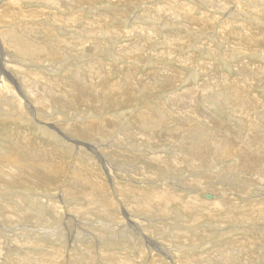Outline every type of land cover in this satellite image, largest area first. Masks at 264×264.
Listing matches in <instances>:
<instances>
[{
  "label": "rangeland",
  "instance_id": "rangeland-1",
  "mask_svg": "<svg viewBox=\"0 0 264 264\" xmlns=\"http://www.w3.org/2000/svg\"><path fill=\"white\" fill-rule=\"evenodd\" d=\"M52 2L51 0H0V81L6 85V90L0 88V182L4 173H8L11 177L25 174L12 173V161H9L16 158L24 162L26 169L30 170V167H34L36 171L41 172V176L42 172L44 173L43 177L37 178V181L51 182L50 189L25 186L17 188L16 191L10 185L0 183V187L2 186L0 208L6 209L5 215L11 213L12 207L16 209V205L20 211H23L24 207H29V214L32 215L31 221L0 219L2 246L0 249L3 251L1 253L0 250V264L17 263V259L28 255L37 257L44 252L41 245L62 249L64 259L58 263L67 264V257L75 244L82 249L75 255L79 261H75L74 264H86L85 257H89L92 264H111L112 261H108L109 257L101 255L100 250L97 249L99 247L95 246L94 242L92 246H87L78 237L75 241L70 240L68 230L76 236L74 230L81 232L82 226L85 230H89L90 234L102 238L107 233L106 225L115 217L122 225L130 223L129 219H131L134 220L132 227L144 223L154 229L145 236L146 240L152 239V243L149 241L137 243L134 236L132 243L127 238L117 239L122 248L112 249L118 255L128 254L132 258H137V264H150L153 262V257L162 260L164 264H179L178 259L167 252L171 249L166 246L167 243L165 244L168 236L163 238L161 235L167 232L170 234L175 226L191 230L201 226L204 228L196 230L204 233L205 236L187 255L188 258L205 257L218 252V262H225L226 258L235 257L237 259L233 264H264V232L261 229L262 227L264 230V222L261 221L260 216L251 215L254 221L245 222L239 219L237 223L226 225H222L217 219L207 218L193 224L189 223L188 215L183 212L182 204L179 202L198 197V203L203 201L215 203L217 200L221 201V193L224 191L222 188L235 190V187L244 186L242 176L246 171L236 169L223 174V169L227 167L233 169L239 167L241 156L225 160L219 165L213 163L215 161L212 159V162L209 161L210 164L208 163L201 171H193L182 165L161 168L148 160L160 158L172 160L177 157L181 153L180 146L183 144L172 145L173 141L169 143L161 141L166 135V138L168 136L175 138L176 132L169 134L165 130L162 133L164 126H159L161 130L154 128L151 135L157 140L155 143L147 142L148 140L143 142L136 137L139 134L136 121L140 118L147 119L148 114L149 119L151 118L150 123L154 125L173 119L176 123L172 126L174 129L178 127V121L187 123L188 120V126H192L193 122H202L211 136L230 137V140H233L232 135H226L224 128L230 127L232 134H239L240 130H235V127H240L244 121L250 122L255 117L262 116L264 113V0H56L55 2L52 0ZM235 10L240 15L234 14ZM7 34L20 36L18 38L23 39L24 43L28 42L34 47L42 46L44 53L41 58L33 60L31 56L20 55L16 50H11L2 40L3 35ZM26 44H18V47ZM28 44L27 47L32 46ZM182 59L186 60L183 65ZM21 70L27 73L22 74ZM21 76H25L26 81L35 80L31 85L35 84L37 89L32 90L30 94L24 87V83L29 82L21 83ZM33 76L38 77L34 79ZM210 80L211 88L207 84ZM44 89L54 90L56 94L48 93L54 98L56 96L63 98L62 95H66L65 99L75 98L74 105L63 108V104H56L52 100L43 109H38L42 114L39 115L32 96L45 95L49 90ZM211 93H213L211 97L205 98V95ZM218 95L224 97L216 104L213 97ZM244 95L247 98L253 97L256 102L252 103L250 114L246 113L245 109L235 110L233 105H227L228 107L224 105L230 96ZM145 96L148 98L145 99ZM109 103L114 108L108 109ZM92 125L96 127L95 132L86 134L85 129ZM41 126L53 131V137L56 139L51 134H46L45 131L44 133ZM184 136L185 134H182L175 139H180L184 143L186 139L181 138ZM231 144V149L241 148L235 140ZM37 152L40 153L39 156ZM34 154L36 158L40 157V161L34 159ZM113 154L118 157L113 159L111 157ZM258 160L264 162V157ZM43 167L55 169V172L57 171V174L54 172L55 178H47ZM80 170L84 172L80 173ZM74 171L75 175L78 172L77 175L84 178L98 175L105 186L104 193L99 192L100 186H90L97 185L98 181L93 183L89 179L86 185L79 182L76 184L73 182V185H80L81 191H85L90 199L100 203L89 205L88 199L80 195L75 196L73 203L63 202L62 199L70 201L64 189L68 184L71 185ZM84 173L88 176H84ZM199 181H202L203 188L197 187L196 183ZM125 187L137 188V191L146 189L149 192L169 190L179 197V201L168 205L167 215L141 216L139 215L141 212L137 214L135 210L129 208L131 202L125 195ZM212 187L217 189L211 190ZM219 188L221 190L217 191ZM250 188L252 190L249 191L248 196L254 199L241 198L233 194L234 191L229 195L233 198L232 202H235V199L243 206L247 202L263 201L264 183H252ZM41 194H45L47 198L41 197ZM30 195H38V200H34L36 204L30 200ZM206 195H213L215 198L207 200ZM253 195H260V198ZM105 197L114 201L117 208L105 204L103 202ZM53 204L61 210L57 213L59 218L50 207ZM75 204L80 207L85 206L89 211L91 215L87 220H82L76 212L71 211ZM210 207L215 209L214 205L208 206L209 213L212 211ZM76 209L79 210V207ZM134 216L139 219H134ZM215 216L221 218L222 214L217 213ZM44 221L48 226L43 223ZM84 221H89L86 226ZM76 222L79 227H74L73 230L72 225ZM173 222L175 225L171 226ZM183 222L186 226L181 225ZM53 224L56 228H53ZM65 226L67 228L60 230ZM82 233L83 237L84 230ZM61 234L67 238L65 242L57 239ZM46 236H50L52 241L58 240L60 244L54 242L47 244L48 242L43 238ZM189 238L190 235L184 237L188 239L187 242ZM234 240H238L234 247L228 252L221 251ZM245 240L248 248L242 253H235L236 247ZM32 242L34 244L30 245ZM159 243L166 248V250L162 249L165 255L160 253ZM252 243L254 247L249 248ZM131 245H136L140 249L131 252ZM187 245L192 247V243ZM90 248L94 250L90 251ZM139 252L145 255L143 256L142 253L140 255ZM41 264H44V260ZM204 264H212V261H204Z\"/></svg>",
  "mask_w": 264,
  "mask_h": 264
},
{
  "label": "bare ground",
  "instance_id": "bare-ground-1",
  "mask_svg": "<svg viewBox=\"0 0 264 264\" xmlns=\"http://www.w3.org/2000/svg\"><path fill=\"white\" fill-rule=\"evenodd\" d=\"M43 1V0H42ZM45 1V0H44ZM47 1V0H46ZM54 2L56 0H53ZM52 2V0H51ZM161 2V1H160ZM53 3V2H52ZM58 3V2H57ZM74 4V3H73ZM70 6V5H69ZM114 9V8H113ZM225 9V8H224ZM188 10V9H187ZM71 11V10H70ZM169 11V10H168ZM236 15H240V13L235 10V13ZM55 15V14H54ZM1 19V18H0ZM59 22V21H58ZM43 24V23H42ZM74 26V25H73ZM65 27V26H64ZM44 28V27H43ZM24 31V29H22ZM27 31V30H26ZM14 33V32H12ZM34 33V32H33ZM26 34V33H25ZM20 38V36H18ZM17 36H14V35H11V34H7V35H3V39L4 40V43L6 45H8L10 47L11 50H16L18 54L20 55H27L28 56H31L33 57V60L36 59L38 60L39 58H41L42 54L44 53V50H42V46H37V47H34V45L32 44H28V42H25L27 43L28 45H32V46H24L22 45L21 47H18V44L21 45V44H25L23 41V39H19ZM29 37V36H28ZM213 37V36H212ZM24 38V36H23ZM23 40V41H22ZM30 40V38L28 39ZM32 40V39H31ZM35 42V41H34ZM33 42V43H34ZM32 43V42H31ZM61 44V43H60ZM40 45V44H39ZM62 45V44H61ZM75 45V44H74ZM17 46V47H16ZM58 46V45H57ZM79 46V45H78ZM47 47V46H46ZM45 47V48H46ZM72 47V45H71ZM140 48V47H139ZM8 50V49H7ZM135 50V49H134ZM236 50V49H235ZM53 51V50H52ZM209 52V51H208ZM16 54V53H15ZM57 54V53H56ZM239 54V53H238ZM18 55V56H20ZM46 55V54H45ZM51 55V54H50ZM239 56V55H238ZM61 57V56H59ZM139 57V56H138ZM66 58V57H65ZM143 58V57H142ZM177 61V60H176ZM186 62V60H183L181 61L182 65ZM192 63V62H191ZM39 67V66H38ZM33 68V67H32ZM34 69V68H33ZM38 69V68H37ZM23 70V69H22ZM21 70V71H22ZM22 74H26L27 72H21ZM19 74V73H18ZM65 75V74H64ZM16 76V75H15ZM25 77V76H24ZM24 77H20V80L22 81L21 83L23 82H29V83H24L25 84V88L29 90V93L31 94L32 90H35L37 89L33 84L31 85L33 82H35V80L33 81V79H29L28 81H26V78ZM38 76H33V78H37ZM84 77V76H83ZM132 77V76H131ZM32 78V77H31ZM67 78V77H66ZM259 78V77H258ZM74 79V78H73ZM213 79V78H212ZM38 80V79H37ZM79 80V79H78ZM38 82V81H37ZM211 80L207 83L208 84V87L211 88ZM30 85V86H28ZM5 83L3 81H0V88L1 89H5L6 90V87H5ZM9 87V86H8ZM39 87V86H37ZM10 88V87H9ZM23 88V87H22ZM31 88V89H30ZM44 88H47L46 86H44ZM0 89V90H1ZM43 89V88H41ZM70 89V88H69ZM44 90H49V89H44ZM43 90V91H44ZM13 91V90H12ZM73 91V90H72ZM71 92V91H70ZM36 93V91L34 92ZM33 93V95H34ZM41 93V91H40ZM48 93H53V94H56L54 93V90L52 91H48L45 95H34L32 97L34 102H35V106L38 109H43L47 103L49 104V101H55L56 104H63V108L64 107H72L74 105L73 102H75V98L74 100L73 99H70V97H66V99L64 98L66 95H62L61 98H58L56 96V98H54L52 95L48 94ZM65 93V92H64ZM95 93V92H94ZM48 94V95H47ZM68 94V93H67ZM213 93H211L210 95H205V98L206 97H211ZM226 94V93H225ZM247 94V93H245ZM242 95V94H241ZM47 96V98H46ZM70 96V95H69ZM72 96V95H71ZM15 97V96H14ZM60 97V96H59ZM76 97V96H75ZM78 97V96H77ZM76 97V98H77ZM224 95H218V97H213L214 101L216 104L220 103V99L223 98ZM73 98V97H72ZM79 98V97H78ZM148 97L145 96V99H147ZM232 101H231V99ZM244 98V99H243ZM253 98V97H252ZM252 98H247L245 95L244 96H237V97H229V99L227 100V102L224 104L225 106L227 105H233L234 106V109L235 110H243L245 109L246 113H251L252 111L250 110V107L252 105V103H254L255 101L252 99ZM243 99V100H242ZM7 100V99H6ZM19 100V98H18ZM256 100V99H255ZM261 100V99H260ZM1 101V100H0ZM141 101V100H140ZM231 101V102H230ZM30 103V102H29ZM33 103V102H32ZM30 103V104H32ZM105 103V102H104ZM256 103V102H255ZM53 104V103H52ZM110 104V103H109ZM119 104V103H118ZM107 105V104H106ZM13 106V105H12ZM104 106V105H103ZM110 107L112 108L113 105H109L108 109H110ZM228 107V106H227ZM255 108L257 107V105L255 104L254 106ZM114 108V107H113ZM231 108V107H230ZM264 108V107H263ZM18 110V109H17ZM36 110V111H37ZM260 110V109H259ZM262 110V109H261ZM19 111V110H18ZM39 111V110H38ZM264 112V111H263ZM24 113V112H23ZM37 113H40L37 112ZM241 113V112H240ZM248 114V115H249ZM34 115V114H33ZM39 115H42L41 113ZM49 115V114H48ZM204 115V114H203ZM247 115V114H246ZM147 116V115H146ZM263 116V117H262ZM262 116L261 117H255L254 119H252V121L248 122V121H244L242 123V125L240 127H235V130L238 129L240 130L241 133L237 134V133H234L232 134V130L230 129V127H226V126H223V127H226L224 128V132L226 133V135H232V139L235 140L236 142H238L241 146V148H237V149H231L232 147V141L233 140H230L229 138L225 137V138H219L217 136H211L205 126L201 123H197V122H193L191 123L192 126H188V120H187V123L184 122V121H178V127L176 129H174V126L176 123L173 119H171L170 121H167V122H164L162 123L161 122H158V125H154L152 123H150V119H149V114H148V117L147 119H149V121L147 119H138V121H136L137 125H138V131H139V134L136 135L137 138L141 139L143 142L147 141V142H151V143H155L157 140L152 137L151 133L153 132L152 130H161V126H164L165 129H163L161 132L163 133L165 130L167 132H169V134H171L172 132H176V135H175V138H177V136H181L182 134H185L184 137H181L183 139H186L185 141L186 142H182V140H176L175 138L173 137H169L164 138V140H161V141H165L166 143L168 142H174V143H171L172 145H182L180 146V149H181V153H179V155H177V157H175L174 159L172 160H163V159H149L148 161L151 162V164H154V165H157V167H161V168H173L175 166H179V165H182V166H186L187 168L191 169V170H196V171H201L202 168H206L208 163L210 164L209 161L212 162V159L215 161L213 163H215L216 165L218 164H221V162H224L225 160H229L231 158H237L238 156H241L242 157V161L240 163V166L239 167H234L235 169L233 168H230V167H227L225 169H223V174L227 173V172H230V171H234L236 169H242L244 171H246V174H244V176H242L243 178V185L241 188H237L235 187L236 189L235 190H232V189H228L227 187L226 188H222V190L224 189V191H222L221 193V201L218 202H215V203H205L204 201L202 203H198L199 202V199L198 197H191L190 201H179V197L177 195H175L174 193L170 192L169 190H161V191H147L146 189H141L140 191H137L135 189H132V188H127L125 187V195L129 197L128 200H130L131 204L130 203H127L131 205V207H129L130 209H133L137 212V214H139V212H141L139 215H147V214H161V215H167V207L168 205H170V203L174 204V202H181L182 204V210L185 214L188 215V221L189 223H193V224H197L198 222H200L201 220H204L205 218H207L208 220H219L220 223L222 225H226L228 223L232 224V223H237L238 220L240 219L241 221H247L249 222L250 220L251 221H254L255 219L254 218H251L250 216L251 215H257V216H260L261 217V221L264 222V199L263 201H258V202H252L250 199L252 198L251 196H248L250 195V190H252L251 185L252 183H257V182H261V183H264V162H259V158L260 157H264V113H262ZM21 117V116H20ZM39 117V116H38ZM45 117V116H44ZM235 117V116H234ZM250 117V116H248ZM49 118L51 119V117L49 116ZM189 118V117H188ZM187 118V119H188ZM200 118V117H199ZM152 121V120H151ZM49 122V121H48ZM155 123H156V120H155ZM184 123V124H183ZM197 123V124H196ZM214 123V121H213ZM160 126V127H159ZM222 127V128H223ZM41 130H43V132H47L46 134H51L52 137L54 136V132L51 130H48L47 128H45L44 126H41L40 127ZM83 128V127H82ZM155 128V129H154ZM72 129V128H71ZM70 129V130H71ZM81 128H79L80 130ZM85 129V128H84ZM96 130V127L95 126H88L87 129H85V133L88 134V132L91 134V133H94ZM211 130V129H210ZM77 131V130H76ZM151 131V132H150ZM44 132V133H45ZM72 132V131H71ZM74 132V131H73ZM214 132H216L214 130ZM234 132V131H233ZM77 133V132H76ZM224 133V134H225ZM78 134V133H77ZM76 134V135H77ZM222 134V133H221ZM66 134H64L65 136ZM80 135V133H79ZM84 135V134H83ZM215 135V134H214ZM63 136V137H64ZM90 136V135H89ZM54 138V137H53ZM56 139V138H54ZM65 139V138H64ZM136 140V139H135ZM145 140V141H144ZM57 141V140H56ZM73 141V140H72ZM76 141V140H75ZM234 146V145H233ZM238 146V145H236ZM35 148V147H34ZM72 149V148H71ZM82 149V148H81ZM244 149V150H242ZM141 150V149H140ZM146 150V149H145ZM15 151V150H14ZM31 151V150H30ZM35 151V150H33ZM38 151V150H37ZM82 151V150H81ZM167 151V150H166ZM47 152V150H46ZM38 153V156H39V152ZM60 153V152H59ZM31 154V153H29ZM143 154V153H142ZM162 154V153H161ZM33 155V154H32ZM37 155V154H36ZM119 155V154H118ZM136 155V154H135ZM174 155V154H173ZM35 156V154H34ZM37 156H35V160L39 159ZM113 159H116L115 157H118L116 154H113L111 156ZM240 157V158H241ZM2 158V157H1ZM6 158V157H5ZM49 158V157H48ZM159 158V157H158ZM31 160V159H30ZM34 160V161H35ZM108 160V159H107ZM112 160V159H111ZM110 160V161H111ZM9 161V159H8ZM7 161V162H8ZM12 161V173H17V172H23V173H27L28 175H25V174H22V175H13L12 177L8 174V173H4L3 174V177L1 176V182H4L3 184H8L10 185L14 191L17 190V188H23L25 186H30V187H37V188H43V189H50L51 188V182H49V180H43V181H46V182H39L37 181V178H39L41 176V172L39 171H36V168L34 167H30L28 165V167H30V170L27 168L26 169V166L24 164V162H21L19 160V158H16V159H10L9 162ZM40 161V159H39ZM114 161V160H112ZM111 161V162H112ZM130 161V160H129ZM147 161V162H148ZM1 162V161H0ZM37 162V161H36ZM44 162V161H43ZM110 162V163H111ZM146 162V161H145ZM146 162V163H147ZM5 163V162H4ZM149 163V162H148ZM31 164V163H30ZM53 164V163H52ZM79 164V163H78ZM107 164H109L107 162ZM33 165V164H32ZM110 165V164H109ZM43 166V165H42ZM153 166V165H152ZM211 166V165H210ZM213 166V165H212ZM211 166V167H212ZM38 167V166H37ZM49 167V166H48ZM48 167H43L45 169V173L47 175V178L51 179L52 177L55 178V169H51V168H48ZM53 167V166H52ZM77 167V166H76ZM132 167V166H131ZM147 167V166H146ZM222 167V165H221ZM3 168V167H2ZM10 168V167H9ZM64 168V167H63ZM82 168V167H81ZM224 168V167H223ZM40 169V168H39ZM43 169V171H44ZM85 169V168H84ZM134 169V168H133ZM132 169V170H133ZM186 169V168H185ZM208 169V168H207ZM64 170H66L64 168ZM63 170V173L65 172ZM79 170V169H78ZM77 170V171H78ZM205 170V169H204ZM237 170V171H238ZM6 171V170H5ZM10 171V170H9ZM92 171V170H91ZM8 172V171H7ZM57 172V171H56ZM55 172V173H56ZM62 173V171H59ZM79 172V171H78ZM78 172H76L78 174ZM81 172H84L82 170H80V173ZM209 172V171H208ZM95 173V172H94ZM160 173V172H159ZM43 172H42V176L43 177ZM57 174V173H56ZM71 174V173H70ZM69 174V175H70ZM75 175V171H74V174H72V176H74L72 179L73 181H71V185L67 186V188L64 189V192H65V195L70 198V201H66L65 199H62L63 202L66 204L68 202H71L73 203V200L76 199V195H80V196H83L85 198L88 199V204L89 205H95V204H98L100 202L98 201H95V200H92L89 198V194H87L85 191H81V186L80 185H73V182L74 184H76V182H79V183H83V184H88V180L89 181H98V184L97 185H94V184H91L90 186L91 187H98L100 186V193H104V188L105 186L101 183V180L100 178L98 177V175L94 174V176L96 178H93L94 176L91 175V178H84L83 176H78V175ZM85 174V173H84ZM98 174V173H97ZM182 174V172H181ZM213 174V173H212ZM220 174V173H219ZM222 175V174H221ZM57 176V175H56ZM84 176H88V174H85ZM223 176V175H222ZM225 176V175H224ZM237 176L239 177V174L237 173ZM236 177V176H235ZM234 177V178H235ZM99 180H98V179ZM158 178V177H157ZM223 178V177H222ZM237 178V177H236ZM96 179V180H95ZM229 179V178H228ZM53 180V179H52ZM56 180V179H55ZM87 180V181H86ZM222 180V179H221ZM227 180V179H226ZM239 180V179H238ZM42 181V180H41ZM59 181V180H58ZM0 182V183H1ZM60 182V181H59ZM173 182V181H172ZM235 184L237 183L235 180H234ZM58 183V182H57ZM61 183V182H60ZM68 183V182H67ZM96 183V182H95ZM174 183V182H173ZM212 183V182H211ZM55 184V182H54ZM231 184V183H230ZM2 185V184H1ZM40 185H43V186H40ZM58 185V184H57ZM197 187L199 188L200 186H202V181H199L196 183ZM6 186V185H5ZM59 186V185H58ZM57 186V188H59ZM138 186V185H137ZM234 187V185H232ZM2 187V186H1ZM0 187V188H1ZM84 187V186H83ZM82 187V188H83ZM222 187V186H221ZM36 188V189H37ZM124 188V187H123ZM203 188V186H202ZM8 189V188H7ZM98 189V188H97ZM217 187H212L211 190H216ZM257 189V188H256ZM34 190V189H33ZM57 190V189H55ZM93 190V189H92ZM108 190V189H107ZM123 190V189H122ZM123 190V191H124ZM139 190V189H138ZM185 190V189H184ZM210 190V189H209ZM221 189L219 188L217 191H220ZM225 190H230L231 192H227ZM254 190V189H253ZM27 191V190H25ZM30 191V190H29ZM44 191V190H43ZM50 191V190H49ZM111 191V190H110ZM123 191H121L123 193ZM235 191V192H234ZM261 191V189H260ZM28 192V191H27ZM36 192V191H34ZM232 192H234L233 194H237L239 195L241 198H249L251 197L249 200L251 201L250 203L247 202L245 204H243V206L240 205V203H238V201H236L234 199L235 202H232L233 198H230V194H232ZM20 193V192H19ZM108 192H106L107 194ZM119 193V192H118ZM257 193H259L260 195L262 194V192H259L257 191ZM40 194V192H39ZM218 194V193H217ZM42 195V194H41ZM39 195V196H41ZM95 195V194H94ZM120 195V194H118ZM260 195L259 196H256L257 198H260ZM107 196V195H106ZM208 195H206V199L208 200ZM211 196V195H210ZM254 196V195H253ZM254 196V197H255ZM18 197V195H17ZM16 197V199H17ZM38 195L37 196H34V195H30V200L33 201V204H36V202L34 200H38L37 199ZM41 197H44V198H47V196L44 194L42 195ZM78 197V196H77ZM82 197V199H83ZM103 197V196H102ZM212 197V200L215 198V196H211ZM62 198V197H61ZM81 198V197H79ZM205 198V196H204ZM218 198V197H217ZM220 198V197H219ZM122 199V197H121ZM254 199V198H252ZM29 200V199H28ZM27 200V201H28ZM123 201V199H122ZM44 202V201H42ZM103 202L109 206H113L114 205V201H112L111 199L105 197ZM125 202V201H124ZM127 202V201H126ZM14 203V202H13ZM39 203V202H38ZM37 203V205H38ZM256 203V204H255ZM48 204V203H47ZM52 204V203H51ZM16 205V204H15ZM81 205H83L81 203ZM214 205V208L213 209L212 207V211L211 213H209V209H208V206H212ZM25 206V205H24ZM116 207V205H114ZM40 207V205H39ZM43 207V206H42ZM45 207V206H44ZM53 210H54V213L57 214L59 213L61 210L60 208L57 206V205H51L50 206ZM76 207H79V210L76 209ZM88 207V206H87ZM10 208V207H9ZM14 207H12L11 209V213L6 216L5 215V211L6 209L5 208H0V219H5V220H13V219H19L20 221H31V216L29 214V207H24V210L23 211H20L19 207H17V205L15 206L16 209H13ZM46 208V207H45ZM48 208V207H47ZM114 208V207H113ZM117 208V207H116ZM115 208V209H116ZM38 210V209H37ZM44 210V208H43ZM128 210V208H127ZM31 211V210H30ZM42 211V210H41ZM45 211V210H44ZM72 212H76L78 215H79V218H81L82 220H87V218L91 215L89 213L88 210H86L85 206L84 207H80L78 205L75 204L74 206V209L72 208L71 210ZM105 211V210H104ZM132 211V210H131ZM8 212V211H7ZM63 212V210H62ZM101 211H99L100 213ZM117 212V211H116ZM126 212V211H125ZM47 213V212H46ZM217 213H221L222 214V217L221 218H218L217 216H215ZM33 214V213H32ZM61 214V213H60ZM103 214V212H102ZM181 214V213H180ZM177 215V214H176ZM59 216V214H57V217ZM111 216V215H109ZM117 216V215H116ZM183 216V215H182ZM39 217V216H38ZM60 217V216H59ZM58 217V218H59ZM112 217V216H111ZM135 218L134 219H139V217H136L134 216ZM40 218V217H39ZM45 218V217H44ZM129 218V217H128ZM183 218V217H182ZM38 219V218H37ZM43 219V217H42ZM74 219V218H73ZM111 219V218H110ZM59 220V219H58ZM63 220V219H62ZM108 220V219H107ZM185 220V219H184ZM187 220V219H186ZM43 221V220H42ZM49 221H50V218H49ZM57 221V220H55ZM100 221V220H98ZM130 223H126V224H123L118 222L116 220V217L114 219H112V221L106 225V236L105 237H102V238H98L96 237L94 234H90L88 231L89 230H85L82 226L80 227L82 230H84L85 234V238L82 237V230L81 232H78L77 230L75 231L74 230V227H79V225L76 223H74L72 225L73 227V230H74V233L76 236H74L71 231L68 230V233H69V239L70 240H77V237L80 239V240H83L84 243L87 245V246H92V243L94 242L95 243V246L99 247L97 249H99L100 251V254L103 255V256H108L109 259L108 261H112L111 264H137V258H132L130 255L128 254H124V255H118L117 253H115L112 249H121L122 246H120V243L117 239H128L130 241V243L133 242V237L135 236V240L137 241V243L139 242H142V243H145L146 241H149V243H152V239L150 238H147L149 240H146L145 236L147 233H150L153 232L152 229L149 225H144V223L142 225H138L135 227H132L134 225V220H131L129 219ZM147 221V220H146ZM173 221V220H172ZM54 222V221H53ZM52 222V223H53ZM58 222V221H57ZM89 222V221H88ZM87 221H84V226H86V224L88 223ZM137 222V221H136ZM36 223H38L36 221ZM45 223V221L43 222ZM46 223H47V220H46ZM45 223V225H47ZM51 223V222H49ZM51 223V224H52ZM82 223V222H80ZM175 222L172 223L171 226H174ZM188 223V222H187ZM50 224V226H51ZM98 224V223H97ZM147 224V222H146ZM162 224V223H161ZM183 223H181V225H183ZM247 224V223H246ZM29 225V224H28ZM82 225V224H80ZM129 225V226H128ZM48 226V225H47ZM98 226V225H97ZM170 227V224L168 225ZM183 226H186L185 224ZM28 227V226H27ZM33 227V226H31ZM90 227V226H88ZM168 227V228H169ZM199 227V226H198ZM25 228V227H24ZM53 228H56L55 225L53 224ZM63 228H67L66 226L65 227H61V229ZM150 228V230H149ZM184 228V227H183ZM197 228V226H196ZM76 229V228H75ZM204 228L201 226L199 227L198 229L196 230H203ZM262 229V232H264L263 228L261 227ZM45 230V229H44ZM54 230V229H53ZM80 230V229H79ZM93 230V229H92ZM91 230V231H92ZM173 230L172 232H170V234L167 232V233H162L161 235L163 236V238L166 237V235L168 236L167 239H165V244L166 246H168V248H171L169 250H167V252L169 254H171L172 256L176 257V259H178V263L179 264H204V261H212V264H233V261H235V257L232 258V259H228L226 258L225 262H218L217 259H218V252H216L217 254H211L209 256L205 255V257H202V256H199V257H194V258H188L187 255L191 252V250L193 248H196L197 245H198V242L200 239L204 238L205 234L204 233H201V232H197L194 228V230H191V229H188V228H185V229H181L179 227H173ZM257 230V229H256ZM24 232H26L25 229H23ZM27 231H30V230H27ZM49 231V230H48ZM218 231V229H217ZM223 231V230H222ZM241 231V229H240ZM21 232V231H20ZM258 232V230H257ZM31 233V231H30ZM230 233V232H229ZM34 234V233H33ZM87 234V235H86ZM157 234V233H155ZM165 234V236L163 235ZM235 234V233H234ZM29 235V234H28ZM184 235V236H183ZM190 235V238H189V242L188 239H184V237H189ZM233 235V234H232ZM59 237L57 239L59 240H63L64 242L67 240V238L65 236H62L61 235H58ZM99 236V235H98ZM183 236V238H182ZM229 236V235H228ZM218 237V235H217ZM44 238V241L46 239V242H48L47 244L50 245L49 242H54L55 244H60V242L58 240H53L51 239L50 236H46V237H43ZM160 239L162 237H159ZM159 239V240H160ZM151 240V241H150ZM215 240V239H214ZM213 240V241H214ZM249 240V239H248ZM238 240H234L232 241L231 243H229L230 245H226L225 246V249L221 250V251H225V252H228V250L232 247H234V244L237 242ZM89 242V243H88ZM128 242V241H127ZM2 243V242H1ZM188 243H192V247L190 248L189 245H187ZM33 245L34 243H30V245ZM38 244V243H37ZM90 244V245H89ZM158 244V243H157ZM28 245V244H27ZM211 245V244H210ZM39 246V245H38ZM37 246V247H38ZM138 246V244H137ZM0 247L1 244H0ZM40 247V246H39ZM140 247V246H139ZM159 248H161L160 250V253H163L165 251H163L162 249L166 250V248L162 245H160L159 243ZM204 247H207V246H204ZM254 247V244L252 243L251 247L249 248H253ZM107 248V249H106ZM167 248V249H168ZM248 246L246 244V240L244 242H241L237 247V251H235V253H242L245 249H247ZM29 249H31L29 247ZM37 249V248H36ZM41 249L42 251V254H39L37 257H32L30 255L28 256H24V257H21L19 258V260L17 259L16 261H18L17 263H13V264H41L44 260V264H59L63 259H64V252L62 249H59L58 247H53V246H47V245H41ZM82 248H80V246H77V244L73 245L72 249H71V252L69 253V256L67 257L68 261H67V264H74V262H78L79 260L76 258V254L78 252L81 251ZM140 249V248H139ZM136 245H131V248H130V251L131 252H135V251H138L139 250ZM1 250V253L3 252L2 249ZM14 250V249H13ZM19 250V249H18ZM94 249L90 248V251H93ZM235 250V249H234ZM15 251V250H14ZM13 251V252H14ZM0 253V254H1ZM108 253H110V255H108ZM140 255L142 252H139ZM38 254V253H37ZM164 254V253H163ZM142 255L144 256L145 254L142 253ZM155 255V254H154ZM165 255V254H164ZM186 256V257H184ZM165 257V256H164ZM161 258V257H160ZM184 258V260H183ZM250 258V257H249ZM87 263L86 264H92L91 260L89 257H85L84 259ZM165 260V259H164ZM1 261V260H0ZM251 261V260H250ZM59 262V263H58ZM66 263V262H65ZM82 264V263H81ZM140 264V263H139ZM147 264V263H146ZM150 264H164L162 260L158 259L157 257H153V262H151ZM244 264V263H243Z\"/></svg>",
  "mask_w": 264,
  "mask_h": 264
},
{
  "label": "water",
  "instance_id": "water-1",
  "mask_svg": "<svg viewBox=\"0 0 264 264\" xmlns=\"http://www.w3.org/2000/svg\"><path fill=\"white\" fill-rule=\"evenodd\" d=\"M207 197H208V196H207ZM211 199H212V197H211V196H209V197H208V200H211Z\"/></svg>",
  "mask_w": 264,
  "mask_h": 264
}]
</instances>
